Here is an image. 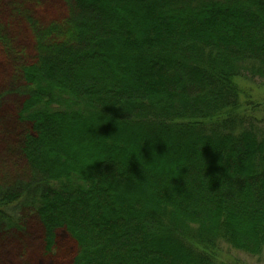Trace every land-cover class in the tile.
Instances as JSON below:
<instances>
[{"label": "trees", "instance_id": "1", "mask_svg": "<svg viewBox=\"0 0 264 264\" xmlns=\"http://www.w3.org/2000/svg\"><path fill=\"white\" fill-rule=\"evenodd\" d=\"M242 80L264 88V0H0V244L33 220L70 264L264 257Z\"/></svg>", "mask_w": 264, "mask_h": 264}, {"label": "rangeland", "instance_id": "2", "mask_svg": "<svg viewBox=\"0 0 264 264\" xmlns=\"http://www.w3.org/2000/svg\"><path fill=\"white\" fill-rule=\"evenodd\" d=\"M261 81H241V86L249 88L250 101L241 98V101L252 104L258 103V109L254 117L263 119L261 127L257 124L258 129L262 130L264 126V88ZM17 96H8L2 101L1 112L4 110L14 111L19 100ZM14 109V110H13ZM245 110V107L243 108ZM246 112L245 115H252ZM22 212L18 213L20 216ZM0 244V264H70L73 257L74 246L67 235L60 233L54 250L46 254L43 251L41 233L39 226L33 220L27 223L25 230L11 237L1 238ZM222 251V260L229 264H264V257H253L243 252L235 251L229 246L220 243Z\"/></svg>", "mask_w": 264, "mask_h": 264}, {"label": "clouds", "instance_id": "3", "mask_svg": "<svg viewBox=\"0 0 264 264\" xmlns=\"http://www.w3.org/2000/svg\"><path fill=\"white\" fill-rule=\"evenodd\" d=\"M132 154H133V153H131L130 156H131ZM130 156H129V157H130Z\"/></svg>", "mask_w": 264, "mask_h": 264}]
</instances>
